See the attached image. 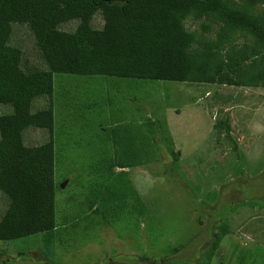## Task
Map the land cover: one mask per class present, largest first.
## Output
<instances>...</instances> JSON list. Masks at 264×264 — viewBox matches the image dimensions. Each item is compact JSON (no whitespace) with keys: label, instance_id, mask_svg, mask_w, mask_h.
I'll return each mask as SVG.
<instances>
[{"label":"rangeland","instance_id":"obj_1","mask_svg":"<svg viewBox=\"0 0 264 264\" xmlns=\"http://www.w3.org/2000/svg\"><path fill=\"white\" fill-rule=\"evenodd\" d=\"M93 25L102 27L99 13ZM185 26L209 38L219 30L192 16ZM10 44L44 66L28 24H13ZM52 99L57 148L72 143L67 156L56 153L57 227L1 240L8 254L40 248L53 264H264V87L54 73ZM47 101L37 97L32 111ZM12 112L0 104V114ZM43 137L47 129L24 131L27 145ZM8 204L0 192V219Z\"/></svg>","mask_w":264,"mask_h":264},{"label":"trees","instance_id":"obj_2","mask_svg":"<svg viewBox=\"0 0 264 264\" xmlns=\"http://www.w3.org/2000/svg\"><path fill=\"white\" fill-rule=\"evenodd\" d=\"M263 4L0 0V104L13 107L12 113L0 114V192L9 197L0 219V240L57 227L54 73L264 87V9L257 10ZM98 13L103 19L100 28L93 25ZM189 16L217 24L216 38L189 31ZM73 20H78L75 30L61 28ZM14 23L28 24L44 66L28 65L23 50L10 44ZM202 26L208 30L209 25ZM237 33L244 37L241 45L235 41ZM42 96L47 105L32 111L35 99ZM28 127L47 129L49 139L27 145Z\"/></svg>","mask_w":264,"mask_h":264},{"label":"crops","instance_id":"obj_3","mask_svg":"<svg viewBox=\"0 0 264 264\" xmlns=\"http://www.w3.org/2000/svg\"><path fill=\"white\" fill-rule=\"evenodd\" d=\"M55 114V113H54ZM55 131L56 128L54 126V130H53V137L55 139ZM69 135V134H68ZM33 138L36 137V135L33 134L32 136ZM50 137V134H49ZM49 137H43V139L40 142H33L30 145H37L41 142H43V140H47L49 139ZM29 141V140H28ZM70 141V140H69ZM57 143L55 142V148H56V153L58 152L59 155H65L67 156L69 153H71L72 149L70 148L72 146L71 141L69 142V145H67L65 148H60L58 149V145H56ZM60 146V145H59ZM126 167L122 168V167H117L116 171L117 173H123L126 172ZM55 231V230H54ZM33 235V234H32ZM43 236V240H47L48 235L47 234H42ZM55 235H53L51 237V244H54L55 247ZM1 241V240H0ZM7 248V247H6ZM5 247H0V264H53L52 259H50L49 257H47L45 255V253H43V251L40 248H34V249H30L27 252L20 250L17 251V254H8V251H6ZM58 251V249H54L52 251V253H56ZM55 258V255H54Z\"/></svg>","mask_w":264,"mask_h":264}]
</instances>
